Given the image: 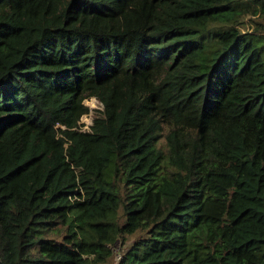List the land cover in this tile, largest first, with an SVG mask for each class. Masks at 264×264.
I'll return each instance as SVG.
<instances>
[{
  "label": "trees",
  "instance_id": "obj_1",
  "mask_svg": "<svg viewBox=\"0 0 264 264\" xmlns=\"http://www.w3.org/2000/svg\"><path fill=\"white\" fill-rule=\"evenodd\" d=\"M134 235L119 264H264V0H0V264Z\"/></svg>",
  "mask_w": 264,
  "mask_h": 264
},
{
  "label": "rangeland",
  "instance_id": "obj_2",
  "mask_svg": "<svg viewBox=\"0 0 264 264\" xmlns=\"http://www.w3.org/2000/svg\"><path fill=\"white\" fill-rule=\"evenodd\" d=\"M85 104L91 108L94 109V113L92 114H86L84 115L80 123H85L86 121H89L93 116H95V110H101L102 109V104L95 98H88L85 100ZM92 115V116H91ZM140 235H134V236H129L126 241L123 239H119L116 244L113 246V256L109 264H119L121 261V258L123 254L126 252V250L129 248L131 244L135 242L136 239L139 238ZM124 242V243H123Z\"/></svg>",
  "mask_w": 264,
  "mask_h": 264
},
{
  "label": "built area",
  "instance_id": "obj_3",
  "mask_svg": "<svg viewBox=\"0 0 264 264\" xmlns=\"http://www.w3.org/2000/svg\"><path fill=\"white\" fill-rule=\"evenodd\" d=\"M92 98H95V97H92ZM102 109H103V106H102ZM92 112L94 113V109L90 108L89 113L92 114ZM89 113H87V114H89ZM91 125H92V117H91V119L89 121H86L85 123H80V129L83 130V131H89Z\"/></svg>",
  "mask_w": 264,
  "mask_h": 264
}]
</instances>
